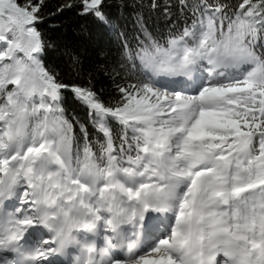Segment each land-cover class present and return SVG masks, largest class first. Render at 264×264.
Segmentation results:
<instances>
[{
	"label": "snow or ice",
	"instance_id": "6c2138e0",
	"mask_svg": "<svg viewBox=\"0 0 264 264\" xmlns=\"http://www.w3.org/2000/svg\"><path fill=\"white\" fill-rule=\"evenodd\" d=\"M0 264H264V0H0Z\"/></svg>",
	"mask_w": 264,
	"mask_h": 264
},
{
	"label": "trees",
	"instance_id": "16d2710c",
	"mask_svg": "<svg viewBox=\"0 0 264 264\" xmlns=\"http://www.w3.org/2000/svg\"><path fill=\"white\" fill-rule=\"evenodd\" d=\"M50 2H51L52 4H54V3L56 2V0H50Z\"/></svg>",
	"mask_w": 264,
	"mask_h": 264
}]
</instances>
